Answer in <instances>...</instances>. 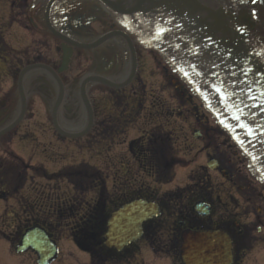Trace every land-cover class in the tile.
I'll return each instance as SVG.
<instances>
[{"label": "flooded vegetation", "instance_id": "flooded-vegetation-1", "mask_svg": "<svg viewBox=\"0 0 264 264\" xmlns=\"http://www.w3.org/2000/svg\"><path fill=\"white\" fill-rule=\"evenodd\" d=\"M48 1L0 0V264H36L17 251L31 228L58 246L55 263L69 240L93 264H178L191 229L227 233L233 264H264V188L239 149L214 125H149L148 27L99 0ZM137 200L159 216L108 251L110 213Z\"/></svg>", "mask_w": 264, "mask_h": 264}, {"label": "water", "instance_id": "water-1", "mask_svg": "<svg viewBox=\"0 0 264 264\" xmlns=\"http://www.w3.org/2000/svg\"><path fill=\"white\" fill-rule=\"evenodd\" d=\"M137 1L138 7L144 6L143 11L158 10L173 19L174 27L183 33L179 36L188 34L193 38L199 65L214 73L224 94L229 90L232 93L227 105L235 116L228 122L249 128L256 125L263 135L264 0ZM186 48L189 51L193 44H186ZM112 223L106 236L107 246L118 249L133 240V227ZM37 234V242L31 241L33 235H28L24 243L42 254L41 264H45L53 249L44 235ZM182 260L184 264H229L230 242L219 233H185Z\"/></svg>", "mask_w": 264, "mask_h": 264}, {"label": "rangeland", "instance_id": "rangeland-1", "mask_svg": "<svg viewBox=\"0 0 264 264\" xmlns=\"http://www.w3.org/2000/svg\"><path fill=\"white\" fill-rule=\"evenodd\" d=\"M26 7L24 5L21 6L20 10H25ZM3 9V8H1ZM6 10L7 6L4 8ZM21 27L27 25V21L25 18H21ZM26 38L29 39L30 36L28 35L29 33H24ZM162 60V59H160ZM150 63L155 65L156 67L152 68L150 66V73H149V91H150V97L152 96L155 101L158 102H164L165 106L162 104V110L164 112V115L167 117L169 116L168 120L165 121L164 125H216L215 120L212 115H210L204 108L201 107L198 99L194 98V105L198 107V112L200 114H203L204 117H200L197 120V123L195 122V117H194V111L192 109V112L187 111V102L183 98H179V96L175 93L174 89L172 88V85L169 83V79L166 78V82H164V75L160 72L157 71V68L163 67V63L161 61H157L155 63ZM162 75V76H161ZM168 80V81H167ZM187 89V88H186ZM157 91L159 94H157ZM187 92H190V89H187ZM159 95V98L157 99V96ZM151 99V98H150ZM181 99V100H180ZM180 100V101H178ZM148 101H150L148 99ZM176 105L177 108H176ZM181 110L182 117H178L177 111ZM160 108L155 116H152L153 119H151L152 122L155 123H161L164 119L162 116L159 115ZM61 251H63V257L59 259L58 262L54 264H84L85 258L76 251L72 250L74 249L72 246L71 242L68 241H63L61 243ZM70 253L71 255L64 256L66 254Z\"/></svg>", "mask_w": 264, "mask_h": 264}]
</instances>
